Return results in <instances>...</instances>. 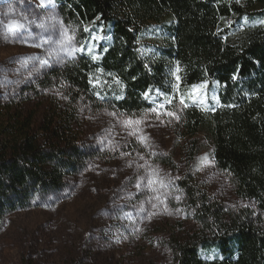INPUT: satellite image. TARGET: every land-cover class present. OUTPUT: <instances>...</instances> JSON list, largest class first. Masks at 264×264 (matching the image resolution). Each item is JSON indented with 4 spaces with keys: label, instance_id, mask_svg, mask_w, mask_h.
I'll return each instance as SVG.
<instances>
[{
    "label": "trees",
    "instance_id": "16d2710c",
    "mask_svg": "<svg viewBox=\"0 0 264 264\" xmlns=\"http://www.w3.org/2000/svg\"><path fill=\"white\" fill-rule=\"evenodd\" d=\"M53 1L67 24L88 32L83 53L40 82L63 90L65 105L0 149V229L10 213L62 191L83 168L74 139L83 105L136 116L182 100L183 135H205L217 168L259 214L227 212L183 182L202 230L177 245V264H264V0ZM166 16V43L145 56L143 25ZM198 149L194 140L191 159Z\"/></svg>",
    "mask_w": 264,
    "mask_h": 264
},
{
    "label": "rangeland",
    "instance_id": "374dc122",
    "mask_svg": "<svg viewBox=\"0 0 264 264\" xmlns=\"http://www.w3.org/2000/svg\"><path fill=\"white\" fill-rule=\"evenodd\" d=\"M166 19L143 25L145 56L166 43ZM85 28L67 24L53 0H0V149L65 105L63 90L40 82L83 53ZM186 109L172 99L136 116L83 105L74 139L85 165L62 191L6 216L0 264H177V245L202 230L186 181L227 212L259 214L217 168L205 135H183Z\"/></svg>",
    "mask_w": 264,
    "mask_h": 264
},
{
    "label": "snow or ice",
    "instance_id": "6c2138e0",
    "mask_svg": "<svg viewBox=\"0 0 264 264\" xmlns=\"http://www.w3.org/2000/svg\"><path fill=\"white\" fill-rule=\"evenodd\" d=\"M10 27H11V26H10ZM16 27H18V28H23V25H17ZM84 30H85V31H88L87 28H85ZM66 35H67V34H66ZM67 38H68L69 40L71 39L70 36H68ZM36 59H39V58L37 57ZM44 63H46V61H44ZM168 115H173V113H168Z\"/></svg>",
    "mask_w": 264,
    "mask_h": 264
}]
</instances>
